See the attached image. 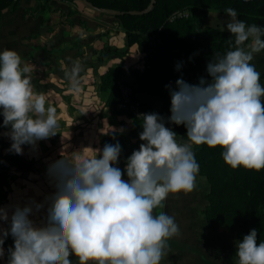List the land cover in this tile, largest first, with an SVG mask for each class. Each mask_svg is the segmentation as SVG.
<instances>
[{
  "label": "clouds",
  "instance_id": "clouds-1",
  "mask_svg": "<svg viewBox=\"0 0 264 264\" xmlns=\"http://www.w3.org/2000/svg\"><path fill=\"white\" fill-rule=\"evenodd\" d=\"M225 12L229 19L219 27L234 36V48L207 64L210 82L200 78L190 85L180 78L170 91L168 123L186 128V142L177 140L161 116L147 113L141 115L143 143L127 158L123 172L116 166L119 142L105 144L102 151L89 148V156L74 152L70 159L51 164L48 175L57 191L50 198L46 224H33L30 207L15 208L10 222L14 250H8V264H72L70 255L78 264H161L169 240L180 230L173 216L154 210L163 209L170 194L196 188L200 166L193 146H219L224 164L233 170L264 169V86L250 63L264 50V28L246 26L233 8ZM21 63L15 51L0 52V115L2 126L10 128L5 134L12 141L10 150L18 155L22 145L35 146L60 127L56 109L45 107V94L33 91L25 75L29 69ZM80 71L75 64L68 74L73 91L79 90ZM125 173L127 179L122 178ZM7 219L0 209V220ZM3 242L0 238V245ZM236 248V264H264V242L257 244L256 229Z\"/></svg>",
  "mask_w": 264,
  "mask_h": 264
},
{
  "label": "crops",
  "instance_id": "crops-1",
  "mask_svg": "<svg viewBox=\"0 0 264 264\" xmlns=\"http://www.w3.org/2000/svg\"><path fill=\"white\" fill-rule=\"evenodd\" d=\"M228 19L226 14L210 11L205 25L220 30V21ZM124 40L125 35L115 17L102 15L83 0H16L14 6L0 13V52L15 51L21 57V68L26 66L29 69L25 75L32 70L39 74L37 68L41 67L42 72L50 69L48 89L50 104L56 101L53 95L55 96L58 89L73 91L68 74L75 64L80 65L81 71L78 73L77 82L78 92L81 93L78 94L81 105L78 108L83 112L97 109L99 111L96 113L101 111L102 106L92 105L94 101L86 97L90 95L91 88L97 87L107 67L122 61L124 68L127 69L131 60H143L144 54H141L134 45L125 56L112 54L107 64H100L103 50L122 49ZM250 42L248 41L247 44ZM250 63L255 65L261 75H264V53L254 54V59ZM31 83L35 86L36 81L33 79ZM260 83L264 86V78L260 79ZM140 98L149 107L150 113L160 116L159 100L147 96ZM57 108L61 110L57 118L63 116V121L58 120L62 129L58 128L57 132L61 135L50 137L59 142L50 143L52 164L58 154L70 159L74 152L83 151L84 155H91L89 148L102 151L99 142L101 135L117 140L125 137L130 141L120 154L119 158L124 159H127L133 151L139 150L140 144L143 143L139 139V134L143 131L142 123L136 129L132 120L126 116H105L107 108L101 113L105 117H96L91 123H87L80 114L77 122L80 125H76L69 118L63 119L68 115L66 111H70L63 103H59ZM2 124L3 116L0 115V137L6 134V128L1 126ZM113 129L116 131H112ZM177 140L186 142L178 136ZM54 184L51 178L50 186ZM196 185L191 193L170 194L164 201V208L154 210V214L163 211L173 216L180 230L178 236L169 240L167 256L162 259L161 264H236V243L240 240L234 232L225 229L212 231L203 214L207 205L209 184L198 173ZM69 260L72 264H78L74 255H70Z\"/></svg>",
  "mask_w": 264,
  "mask_h": 264
},
{
  "label": "trees",
  "instance_id": "trees-1",
  "mask_svg": "<svg viewBox=\"0 0 264 264\" xmlns=\"http://www.w3.org/2000/svg\"><path fill=\"white\" fill-rule=\"evenodd\" d=\"M15 1L0 0V13L14 6ZM83 1L96 11H109L118 20L125 35L124 47L105 48L100 64H107L112 54L125 56L134 45L144 54L142 69L127 71L121 65H116L101 75L99 90L106 95V106L112 114L130 118L137 129L143 122L142 117L135 118L126 110H116L121 103L118 84L130 90L129 103L137 104L139 113H150L149 107L140 98V94H146L161 102L160 116L165 127L171 128L185 141L186 128L168 123L171 115L170 91L175 90V82L180 78L190 85L198 84L200 78L210 82L207 64L234 48L235 38L228 31L205 25L208 13L217 11L226 14L227 8H233L237 12V19L245 22L246 26L256 24L264 28V0ZM183 10L189 13L187 19L170 20L172 14ZM229 40L233 41L231 46ZM261 52L264 53V50ZM177 64L180 65L179 70ZM263 78L264 75H261L260 79ZM261 99L264 103V97ZM117 142L121 145V152L130 143L125 137L121 140L101 137L102 149L105 144ZM193 151L200 166L199 174L209 184L203 214L212 231L225 229L234 232L242 241L245 235L256 229L257 244L264 242V169L258 172L239 167L231 169L224 164L221 155L223 149L219 146H193ZM126 161L119 158L116 164L122 172ZM122 178L127 179L126 173ZM0 181L1 186L6 187V178L0 176ZM8 258L9 254L4 257L7 264Z\"/></svg>",
  "mask_w": 264,
  "mask_h": 264
},
{
  "label": "rangeland",
  "instance_id": "rangeland-1",
  "mask_svg": "<svg viewBox=\"0 0 264 264\" xmlns=\"http://www.w3.org/2000/svg\"><path fill=\"white\" fill-rule=\"evenodd\" d=\"M100 13L104 16L113 17L110 13H106L104 11H100ZM70 24H72V22ZM129 63L130 64L129 66H127L128 67L127 69L124 68V64L122 61H120L119 63L117 61L116 63H114L112 66L109 67H115L116 65H121L127 71L131 69H142L143 60L138 61L135 59V60H131ZM109 67H107V69ZM37 69H39L38 70L39 74L38 72L34 73L33 72L34 70H32V72H29L26 75L28 78H30V80L34 79L36 81V83L34 84L35 86H33L35 87L33 91L37 93L45 94L46 96L45 107L46 108L48 106L54 107L56 109L57 114L61 112L60 108H57V105L59 103H63L65 107L67 106V108L70 109V111H66L68 115L66 118H63L64 120L69 118L72 120L73 123H76L77 125L80 114L81 116H83L84 119L87 120V123H91L96 117L103 118L109 115L117 116L112 114L110 109L106 106V95L100 92L99 90L100 80L97 87L91 88L89 90L90 95L86 97L94 101L92 105H96L98 107L102 106L101 111L99 113H96V111H99V109L95 111L87 110L86 112H83L81 109L78 108V106L81 105V103L79 102L81 98L78 96V94L81 93L78 91L67 92L65 91V89H58L55 93V96L53 95L56 101L50 104V91H48V89L50 88V82H49L50 73H51L50 69L45 70L43 72L40 71L42 67ZM107 69L105 70V72L107 71ZM118 88H119L121 103L117 105L116 110H126L130 113L132 117L138 118L139 116L134 114L132 106L129 103L130 90H128L127 88H125L120 84H118ZM140 96H147V95L140 94ZM120 105L125 107L119 108ZM126 106L127 109H125ZM87 107L89 106L87 105ZM104 108H107V110H105L106 113L105 116L101 115V113L104 112ZM62 117L63 116H59V118L57 119L59 121H63ZM64 126L66 127L65 124ZM59 128L62 129V126L60 125ZM9 131L10 128H6L5 133H8ZM58 135L61 134H58L57 132L55 136ZM101 137H110V136H106V135L99 136L100 145H101ZM11 143L12 141L7 135L0 137V176L6 178L7 181L6 187H2L0 181V209L5 210L8 218L7 220H0V230L9 232L7 236H3L2 233H0V238H2L4 241L3 244L0 245V247H2L4 251L3 257H0V264H7L4 257L7 254H9L8 251L9 249L14 250V238L10 234V222H11V216L13 215L15 208L20 207L21 209H23L24 207H30L31 212L28 218L31 221H33V224L35 226L37 227L44 226L47 220V209L51 203L50 198L57 191L55 184L53 186L52 185L50 186L51 177L48 175V168L52 164L50 161V143L58 144L59 142H56L48 138L36 142L35 146L22 145L21 146L22 154L19 155L16 154L14 151L10 150ZM61 158L67 159L65 155L62 156L58 154L54 158V163L57 160H60ZM36 205H42V207H40V209L37 210Z\"/></svg>",
  "mask_w": 264,
  "mask_h": 264
},
{
  "label": "built area",
  "instance_id": "built-area-1",
  "mask_svg": "<svg viewBox=\"0 0 264 264\" xmlns=\"http://www.w3.org/2000/svg\"><path fill=\"white\" fill-rule=\"evenodd\" d=\"M189 17V13L186 10L183 11H178L175 12L174 14L171 15L170 20H175V19H187ZM121 85V84H120ZM123 86V85H122ZM125 87V86H124ZM126 88V87H125ZM129 90V89H128ZM130 94V93H129ZM132 109L134 111V114H136L137 116L141 117V115L143 113H139L138 111V105H131ZM124 106L120 105L119 108H123Z\"/></svg>",
  "mask_w": 264,
  "mask_h": 264
},
{
  "label": "water",
  "instance_id": "water-1",
  "mask_svg": "<svg viewBox=\"0 0 264 264\" xmlns=\"http://www.w3.org/2000/svg\"><path fill=\"white\" fill-rule=\"evenodd\" d=\"M87 5H89V4H87ZM90 6V5H89ZM91 7V6H90ZM106 13H110L109 11H105Z\"/></svg>",
  "mask_w": 264,
  "mask_h": 264
}]
</instances>
